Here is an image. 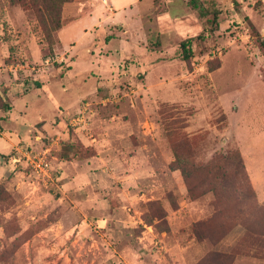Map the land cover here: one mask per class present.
<instances>
[{
	"label": "rangeland",
	"instance_id": "374dc122",
	"mask_svg": "<svg viewBox=\"0 0 264 264\" xmlns=\"http://www.w3.org/2000/svg\"><path fill=\"white\" fill-rule=\"evenodd\" d=\"M190 1L75 0L60 44L0 0V264H264V0Z\"/></svg>",
	"mask_w": 264,
	"mask_h": 264
},
{
	"label": "trees",
	"instance_id": "16d2710c",
	"mask_svg": "<svg viewBox=\"0 0 264 264\" xmlns=\"http://www.w3.org/2000/svg\"><path fill=\"white\" fill-rule=\"evenodd\" d=\"M75 0H9L11 4H17L21 8L31 11L37 19V22L44 34L45 37L51 38V36L59 31L63 24L61 22V13L63 7L66 4H70ZM190 4L193 8H198L197 0H191ZM215 16V13H212ZM256 45L260 52L264 53V37H261L259 34H256ZM190 41H183L180 44L181 47V58L183 60H188L191 57V51L189 48ZM36 88H40L38 83H34ZM63 146H66L64 143ZM174 154V166L180 172L183 180L187 185V193L190 197L195 196V192L197 188L202 186L206 182L200 184H191L192 176L189 171L185 167V159L179 154V152L173 147ZM70 158L69 152L60 153V159L68 160ZM223 162L225 164H232L235 169V177L237 180L233 185H226L227 180L229 179L227 176H221L217 178L218 184H213L209 187V190L212 192L215 200H214V211H220L222 209L220 202L222 201L220 198L225 194H232V196H236L238 193L242 195V191L249 192L250 189L247 185V178L243 172V165L241 159L237 153L231 154L229 156L224 157ZM216 181V183H217ZM215 183V182H214ZM231 187V188H230ZM205 193V190L202 191V194ZM237 204H241L238 202ZM203 221L197 222L198 229H194L195 235L197 237L200 236L199 228L201 227ZM249 229L245 227V232H248ZM260 237L264 238V235Z\"/></svg>",
	"mask_w": 264,
	"mask_h": 264
},
{
	"label": "crops",
	"instance_id": "0c3cea01",
	"mask_svg": "<svg viewBox=\"0 0 264 264\" xmlns=\"http://www.w3.org/2000/svg\"><path fill=\"white\" fill-rule=\"evenodd\" d=\"M136 2V1H139V0H133V2ZM102 2V1H101ZM134 2V3H135ZM101 3L100 2H98V3H96L95 5H93V6H90V8H88V6L86 5V3H83V5L82 6H84V9H85V11L86 12H90V13H92V14H97V10L100 8L99 7V5H100ZM102 4L104 5V7L105 6H108V4H109V2H108V0H106V2L105 3H103L102 2ZM68 6H70V5H68ZM86 6V7H85ZM131 6V5H130ZM129 6V7H130ZM72 8H74L75 9V6L73 5V6H71ZM65 8V10H66V7H64ZM68 8V7H67ZM93 9V10H92ZM125 8H123V10H124ZM98 12L100 13V10H98ZM108 12H111V15H110V17L111 16H113V15H115V11L112 9V8H109V10L106 12H104L103 13V11H102V15H104V17H109L107 14H108ZM89 15H91V14H89ZM113 18V17H112ZM105 20L106 19H108V18H104ZM100 22H101V20H100ZM64 31V29H61L60 31H59V33H58V38H59V41H60V44H62V42H61V40H60V35H61V33ZM11 110V109H10ZM10 112V111H9ZM7 121V120H6Z\"/></svg>",
	"mask_w": 264,
	"mask_h": 264
},
{
	"label": "built area",
	"instance_id": "2783aa9c",
	"mask_svg": "<svg viewBox=\"0 0 264 264\" xmlns=\"http://www.w3.org/2000/svg\"><path fill=\"white\" fill-rule=\"evenodd\" d=\"M101 1L103 3L106 2V0H101ZM76 121L78 122V121H80V119L77 118ZM33 166H34L37 173H42V174L46 175L47 171H46L45 167H43V165L40 161H35V162L33 161Z\"/></svg>",
	"mask_w": 264,
	"mask_h": 264
}]
</instances>
